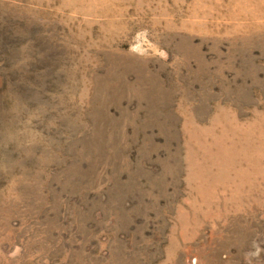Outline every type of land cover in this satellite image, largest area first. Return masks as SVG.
<instances>
[{"label": "rangeland", "instance_id": "374dc122", "mask_svg": "<svg viewBox=\"0 0 264 264\" xmlns=\"http://www.w3.org/2000/svg\"><path fill=\"white\" fill-rule=\"evenodd\" d=\"M0 264H264V0H0Z\"/></svg>", "mask_w": 264, "mask_h": 264}]
</instances>
